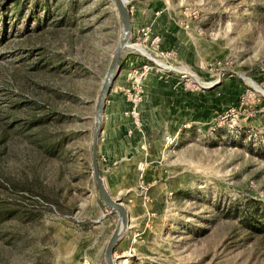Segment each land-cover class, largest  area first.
I'll return each instance as SVG.
<instances>
[{"label": "rangeland", "instance_id": "374dc122", "mask_svg": "<svg viewBox=\"0 0 264 264\" xmlns=\"http://www.w3.org/2000/svg\"><path fill=\"white\" fill-rule=\"evenodd\" d=\"M126 4L148 55L123 48L106 98L116 263L264 264V0ZM120 32L114 0H0V264H105L91 137Z\"/></svg>", "mask_w": 264, "mask_h": 264}, {"label": "water", "instance_id": "95a60500", "mask_svg": "<svg viewBox=\"0 0 264 264\" xmlns=\"http://www.w3.org/2000/svg\"><path fill=\"white\" fill-rule=\"evenodd\" d=\"M114 3L117 8V12L121 21V32L118 38V41L112 52L109 64L107 66L103 81L100 85L95 106H94V121L92 127V151H91V167L92 174L95 179V183L98 188L100 197L102 198L104 204L117 212V221L113 229V232L106 244L104 250V259L105 264H117L114 257V248L119 241V239L125 233L128 223H129V214L126 205L123 203L122 199L115 198L110 193L108 188L105 185L103 176L99 171V162H98V148L97 142L99 134L104 122V113L106 106V98L110 91L112 82L116 77L117 71L119 69V58L121 51L127 45L128 37L133 29L132 17L130 10L126 4V0H114Z\"/></svg>", "mask_w": 264, "mask_h": 264}, {"label": "crops", "instance_id": "0c3cea01", "mask_svg": "<svg viewBox=\"0 0 264 264\" xmlns=\"http://www.w3.org/2000/svg\"><path fill=\"white\" fill-rule=\"evenodd\" d=\"M106 109V106H105ZM115 130L114 124H113V120L112 118L110 120H105L103 122L100 134H99V138H98V162H99V171L100 174L103 176L105 185L107 188H109V180L108 178L110 177L109 174H107V168L109 166V161H110V156L113 152L110 151L109 147V140H105L107 138L110 139L111 133ZM123 133L124 131L121 130L120 133ZM119 154H121V152L119 151ZM119 172L122 171V169H117ZM115 170V171H117ZM126 176V175H125ZM109 190V189H108Z\"/></svg>", "mask_w": 264, "mask_h": 264}, {"label": "bare ground", "instance_id": "6f19581e", "mask_svg": "<svg viewBox=\"0 0 264 264\" xmlns=\"http://www.w3.org/2000/svg\"><path fill=\"white\" fill-rule=\"evenodd\" d=\"M141 44V43H140ZM140 44H135V43H127V45H126V47L128 46V47H131V48H134V49H137V50H139V51H142V52H144V53H146V50L140 45ZM147 54V53H146ZM148 55V54H147ZM151 57V56H150ZM159 63H161L162 61H160V60H158V59H156ZM161 64H163V62L161 63ZM163 66V65H162ZM165 66V65H164ZM197 78V77H196ZM204 84V83H203ZM256 88H257V90H259L260 92H263L264 93V90H262V89H259L255 84H253Z\"/></svg>", "mask_w": 264, "mask_h": 264}, {"label": "built area", "instance_id": "2783aa9c", "mask_svg": "<svg viewBox=\"0 0 264 264\" xmlns=\"http://www.w3.org/2000/svg\"><path fill=\"white\" fill-rule=\"evenodd\" d=\"M147 34V31L144 28H141L139 30V35L140 36H145ZM141 43V42H140ZM142 44V43H141ZM155 62H157L156 60H154ZM158 63V62H157Z\"/></svg>", "mask_w": 264, "mask_h": 264}, {"label": "trees", "instance_id": "16d2710c", "mask_svg": "<svg viewBox=\"0 0 264 264\" xmlns=\"http://www.w3.org/2000/svg\"><path fill=\"white\" fill-rule=\"evenodd\" d=\"M120 61V60H119Z\"/></svg>", "mask_w": 264, "mask_h": 264}]
</instances>
